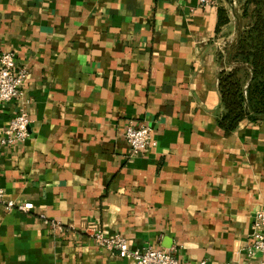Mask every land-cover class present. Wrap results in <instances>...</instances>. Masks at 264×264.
<instances>
[{
    "label": "crops",
    "instance_id": "crops-1",
    "mask_svg": "<svg viewBox=\"0 0 264 264\" xmlns=\"http://www.w3.org/2000/svg\"><path fill=\"white\" fill-rule=\"evenodd\" d=\"M236 5L0 0V54L29 70L20 98L0 105V138L19 110L30 134L0 144V189L33 204L0 206V264H136L96 245L91 224L133 248L175 246L184 261L259 264L248 246L264 201V119L219 124ZM234 64L246 86L250 67ZM129 123L151 127L147 154H130Z\"/></svg>",
    "mask_w": 264,
    "mask_h": 264
},
{
    "label": "built area",
    "instance_id": "built-area-1",
    "mask_svg": "<svg viewBox=\"0 0 264 264\" xmlns=\"http://www.w3.org/2000/svg\"><path fill=\"white\" fill-rule=\"evenodd\" d=\"M29 70L26 66L17 63L16 54L13 51H4L0 54V105L6 102L17 101L22 95L23 86L26 83ZM29 118L23 110H19L10 120L4 135L0 138L3 146H14L24 142L30 136L27 125ZM132 156L147 154L150 147L157 145L152 136L149 125L135 126L129 123L124 131ZM0 206L11 211L18 209L28 211L33 207L31 202L18 204L14 200L6 199L5 193L0 189ZM252 243L248 246L250 256L262 254L259 264H264V201L252 215ZM56 229L65 228L55 220H50ZM86 234L96 245L105 247L112 252H118L120 257L133 260L136 264H207V260L187 261L180 260L175 246L168 250L155 248L151 245L133 248L127 238L119 233L107 234L102 228L91 224L85 228Z\"/></svg>",
    "mask_w": 264,
    "mask_h": 264
},
{
    "label": "trees",
    "instance_id": "trees-1",
    "mask_svg": "<svg viewBox=\"0 0 264 264\" xmlns=\"http://www.w3.org/2000/svg\"><path fill=\"white\" fill-rule=\"evenodd\" d=\"M237 1L250 22L239 31L234 58L248 64L251 77L244 86L240 66L219 73V90L226 111L219 124L227 133L246 119H264V0ZM219 14L221 24L226 20L224 9Z\"/></svg>",
    "mask_w": 264,
    "mask_h": 264
},
{
    "label": "rangeland",
    "instance_id": "rangeland-1",
    "mask_svg": "<svg viewBox=\"0 0 264 264\" xmlns=\"http://www.w3.org/2000/svg\"><path fill=\"white\" fill-rule=\"evenodd\" d=\"M238 8H241V3H238V1H237L236 9H238ZM236 22H237V24H236L237 25V36H236V40L232 44L231 51H230L229 55H226L227 56L226 59L228 60V63L229 64H232L233 63L232 64V68L236 67L237 65H235L234 63L238 62L234 58V47H235V43L237 41V37H238L239 31L241 29H243V27L247 23L250 22V18L247 17V16H243L242 13H239V16L236 17ZM219 56H220V58H224V53L223 52H220V55ZM240 68H241V76L244 77V78L246 76H248V70L245 68V66L244 65H241ZM229 69H230V67L228 68V70Z\"/></svg>",
    "mask_w": 264,
    "mask_h": 264
}]
</instances>
